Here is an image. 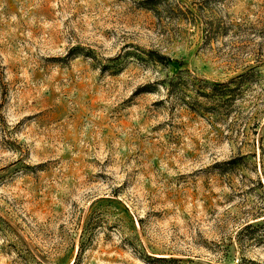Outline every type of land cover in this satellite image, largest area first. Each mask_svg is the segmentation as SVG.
Wrapping results in <instances>:
<instances>
[{"label":"rangeland","instance_id":"374dc122","mask_svg":"<svg viewBox=\"0 0 264 264\" xmlns=\"http://www.w3.org/2000/svg\"><path fill=\"white\" fill-rule=\"evenodd\" d=\"M155 3L0 0V264H264V63L197 91L264 60V0Z\"/></svg>","mask_w":264,"mask_h":264},{"label":"trees","instance_id":"16d2710c","mask_svg":"<svg viewBox=\"0 0 264 264\" xmlns=\"http://www.w3.org/2000/svg\"><path fill=\"white\" fill-rule=\"evenodd\" d=\"M147 1L149 2L153 1L156 3L160 2V0H147ZM149 54L151 60H155L166 67L170 66L172 62H178L180 67L184 65L183 61L175 60L170 56L158 52L156 50H151ZM256 61H257L256 64L249 66V68L245 70L244 73L238 75L232 81L224 82V83H214V84L205 82L204 84H207L204 86L205 88H200L197 91L199 92L201 91L200 93L202 94V96L211 99V102H213L214 105L213 106L211 105V108L202 107V111L207 109L213 115H217V111L220 112V110L223 108L225 110H228L232 105V103L235 101V99H237L243 94L245 90L244 85H246V83H248L251 80V77H253L256 74L258 67L262 63H264L263 58H257ZM181 71L182 70L179 69L177 72H175L172 75V77L170 78L168 77L164 80V83L166 84L167 87H173L174 89L175 86H180L179 83L183 81L182 77L180 76ZM208 85H210V89L206 90ZM238 160H240V158L232 159L228 163L234 164ZM246 227L250 228V224L246 225Z\"/></svg>","mask_w":264,"mask_h":264}]
</instances>
